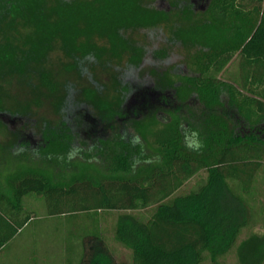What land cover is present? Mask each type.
I'll return each instance as SVG.
<instances>
[{"label": "trees", "instance_id": "obj_1", "mask_svg": "<svg viewBox=\"0 0 264 264\" xmlns=\"http://www.w3.org/2000/svg\"><path fill=\"white\" fill-rule=\"evenodd\" d=\"M145 1L0 0V76L11 69L23 79L35 74L34 88L51 94L59 85L46 63L58 43L76 57H89L100 53L95 39L106 34L117 45L114 51H132L129 62L135 66L145 50L130 44L121 31L140 26L159 34L175 16L185 23L172 28L173 41L196 48L193 72L183 76L189 100L173 105L168 121L146 130L154 157L123 125L109 135L103 123L94 132L91 155L105 172L89 166L93 169L55 179L25 166L6 175L5 189L0 187V251L31 219L24 198L35 193L57 205L51 214L73 217L60 237L70 264H231L230 254L234 264H264V232L242 237L264 214V204H257L251 176L246 172L242 178L231 169L254 162L264 168V0H198L202 7L197 0H162L168 8ZM124 91L126 100L135 101L134 114L143 101H169L138 84ZM68 100L64 97L60 111ZM6 103L0 95V109ZM12 108L16 115L25 112L21 103ZM115 116L124 118L108 110L102 122ZM74 130L65 119L60 128H47L45 149L58 153L74 139ZM192 131L204 143L199 151L186 147V137L196 139ZM148 160V167L136 170L138 162ZM195 177L192 189L179 192ZM114 211L121 212L113 238L131 251L128 261L117 262L104 242L106 216Z\"/></svg>", "mask_w": 264, "mask_h": 264}, {"label": "rangeland", "instance_id": "obj_2", "mask_svg": "<svg viewBox=\"0 0 264 264\" xmlns=\"http://www.w3.org/2000/svg\"><path fill=\"white\" fill-rule=\"evenodd\" d=\"M151 3L153 7L168 8L166 1L154 0ZM184 23L172 16L167 24L160 26L159 34L151 31L152 27L133 26L122 30L121 34L130 44L139 45L145 50V55L135 66L129 62L132 51L120 47L114 51L112 48L117 45L111 43L106 34L95 39V44L101 48L100 53H92L89 57L81 54L76 57L75 53L58 43L46 63V68L59 85L56 94L44 89L36 90L35 74L24 79L12 69L7 70L5 75L1 74L0 95L4 96L7 103L5 110L0 109V187L5 189L6 175L25 166L45 170L55 179L68 178L85 168L92 170L89 166L102 170L101 173L105 172L101 160L91 155V146L96 137L94 132L99 131L103 123L109 135L123 125L138 137L146 154L154 157L147 128L168 121L172 116L173 105H182L189 100L188 86L183 76L193 72L190 64L196 48L189 43H168L172 28ZM160 36L166 38V42L159 39ZM161 49L165 52L161 56L156 55ZM74 64L77 65L76 70ZM136 84L155 90L159 96L166 95L169 101H143L142 110L134 114L135 101L126 100L127 91L124 90ZM89 95L93 97L88 98ZM67 96L68 106L60 111L61 102ZM17 103L25 107L23 115L14 114L12 106ZM71 109H76L75 115L68 114ZM108 110L120 111L124 118L115 116L102 122ZM64 119L74 126L75 136L62 150L53 154L45 149L42 133L47 128H60ZM254 163L235 164L231 169L242 178H246L247 174L251 176L257 204L259 201L264 204V168L262 163ZM150 164L149 160L138 162L136 170ZM197 179L189 180L179 192H188L195 186ZM24 202L25 214L30 213L31 219L0 251V264H70V256H65L66 246L61 244L60 237L64 236L67 229L70 230L73 217L69 213L51 214L57 205L47 201L41 194L31 193L25 196ZM119 212L107 215L104 223L108 229L104 233V242L117 262L128 261L131 257V251L113 238L112 226ZM64 222L67 224L65 227L60 224ZM253 230L264 232V214L243 230L242 237ZM226 259L231 264L235 263L234 254L228 255Z\"/></svg>", "mask_w": 264, "mask_h": 264}, {"label": "clouds", "instance_id": "obj_3", "mask_svg": "<svg viewBox=\"0 0 264 264\" xmlns=\"http://www.w3.org/2000/svg\"><path fill=\"white\" fill-rule=\"evenodd\" d=\"M191 135L196 139L194 142H189L188 138L186 137V147L195 151L201 150L204 147V143L199 139V133L197 131H192Z\"/></svg>", "mask_w": 264, "mask_h": 264}, {"label": "flooded vegetation", "instance_id": "obj_4", "mask_svg": "<svg viewBox=\"0 0 264 264\" xmlns=\"http://www.w3.org/2000/svg\"><path fill=\"white\" fill-rule=\"evenodd\" d=\"M195 2H196V4H198V5L200 4V2H199L198 0L195 1ZM199 6L202 7L203 5L200 4ZM159 39H162V40H164V41L166 40V38H164L163 36H160ZM168 39H169V40H168V43H170V41L172 42L173 39H174V38H173V35H171L170 38H168ZM165 42H166V41H165ZM174 42H175V41H174ZM176 43H178V42H176ZM161 50H162V52H165V50H163V49H161ZM166 51H167V50H166ZM163 102H164V101H163ZM164 103H165V102H164ZM67 117H68V116H67Z\"/></svg>", "mask_w": 264, "mask_h": 264}]
</instances>
